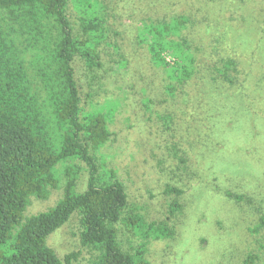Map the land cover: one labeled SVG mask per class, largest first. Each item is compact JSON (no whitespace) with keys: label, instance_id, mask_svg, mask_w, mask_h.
<instances>
[{"label":"rangeland","instance_id":"obj_1","mask_svg":"<svg viewBox=\"0 0 264 264\" xmlns=\"http://www.w3.org/2000/svg\"><path fill=\"white\" fill-rule=\"evenodd\" d=\"M98 1L109 44L100 46L103 67L92 78L76 57L74 80L83 110L114 109L113 136L99 163L117 172L129 204L147 221L174 229L172 238L148 246L149 264H241L248 254L263 264L264 0ZM67 14L76 30L71 6ZM181 15L191 20L185 34L196 72L170 97L166 77L136 35L144 22ZM172 53L162 55L171 62ZM228 57L239 65L233 85L214 74ZM78 165L81 192L88 174ZM62 193L61 187L45 201L31 198L25 217L51 208ZM175 200L181 210L171 215ZM79 234L74 213L46 244L61 260L76 253L72 264H89Z\"/></svg>","mask_w":264,"mask_h":264},{"label":"trees","instance_id":"obj_2","mask_svg":"<svg viewBox=\"0 0 264 264\" xmlns=\"http://www.w3.org/2000/svg\"><path fill=\"white\" fill-rule=\"evenodd\" d=\"M70 6L76 30L67 14ZM189 24L190 18L181 15L137 28V40L162 70L170 97L196 72L185 34ZM107 36L98 0H0V264H72L76 253L61 260L46 239L74 213L80 244L91 254L89 264H149L151 242L174 235L166 221H147L129 204L117 172L98 161L113 136L114 109H82L72 62L78 57L86 74L96 78ZM164 52H173V61ZM238 67L232 57L223 58L214 74L233 85L231 72L238 74ZM78 163L88 174L81 192ZM61 187L54 206L25 217L31 198L45 201ZM169 191L180 194L176 188ZM180 210L173 201L170 214ZM258 227L264 228V218ZM241 264H258V256L248 254Z\"/></svg>","mask_w":264,"mask_h":264}]
</instances>
